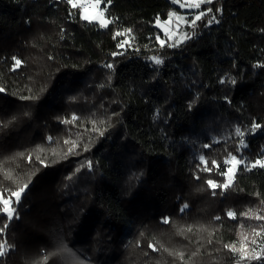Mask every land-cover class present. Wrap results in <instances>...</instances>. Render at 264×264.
I'll return each instance as SVG.
<instances>
[{"label":"trees","instance_id":"trees-1","mask_svg":"<svg viewBox=\"0 0 264 264\" xmlns=\"http://www.w3.org/2000/svg\"><path fill=\"white\" fill-rule=\"evenodd\" d=\"M102 1L106 27L0 0V197L24 189L11 218L0 201V264H264L233 251L264 168L220 187L243 141L263 154L264 0L201 3L173 40L171 0Z\"/></svg>","mask_w":264,"mask_h":264},{"label":"rangeland","instance_id":"rangeland-1","mask_svg":"<svg viewBox=\"0 0 264 264\" xmlns=\"http://www.w3.org/2000/svg\"><path fill=\"white\" fill-rule=\"evenodd\" d=\"M171 1L173 2V0ZM194 2L195 0H178V2L174 4L178 6L179 9L172 10L169 12V13H173V15L168 14V17L165 20L156 19L155 26L161 29V31L164 33V35H166L168 40H173L176 34L181 30V28L185 24L191 23L194 16L201 12L200 7L199 8L190 7V5H192ZM73 3L76 5L75 7L79 9L81 17L82 16L89 17L87 21L98 23L99 26H101V22H103L104 25L106 26L109 24L110 20L106 15V8L108 6V3H105L102 0H99V3H97V0H73ZM181 3H184L185 7H180ZM71 6L73 5L71 4ZM106 26H101V27H106ZM164 42H165L164 39H159V43L163 44ZM151 60L154 63H156L155 61L159 59L151 58ZM17 66L18 65L16 64V60H15L14 68H16ZM254 132L255 131H253V133ZM246 147H247V142L243 141L239 147L238 154L230 155L227 158H225V160L223 161V166L221 167L223 169L222 170L223 172H226L228 168L233 169V172L231 174L227 176L223 175L225 178L224 183L227 181L229 185L233 181L234 175L239 168H243L245 170H251L254 168L261 167L260 163H257V161L264 162V146L262 149L263 154L258 156L255 160H249L246 157V154L244 152V149ZM200 157L201 155L198 156V159L201 161ZM232 157H235V160H233ZM202 163L204 164L205 161H203ZM18 199L12 194H8L6 197H0L1 202L2 200H9L10 211L5 212L9 218H11L14 213L13 204H16ZM255 216H257L256 222L259 223L261 228L259 230L255 229L254 234L251 237L246 236V234L244 233L240 237V239L236 242V245L234 246V248L236 249V254L238 255L237 257L239 262L241 261L244 262L245 260H254L255 262L257 261L259 262L264 260V219L258 218V217H264V211H256ZM253 241H255V243H253ZM241 245H243V249L245 252L244 259H241ZM0 252L3 253L5 252L4 245L2 248H0ZM256 256H259V259L255 258Z\"/></svg>","mask_w":264,"mask_h":264},{"label":"snow or ice","instance_id":"snow-or-ice-1","mask_svg":"<svg viewBox=\"0 0 264 264\" xmlns=\"http://www.w3.org/2000/svg\"><path fill=\"white\" fill-rule=\"evenodd\" d=\"M177 2H178V0H173V3H177ZM204 2L211 3L212 0H195V2H194L192 5H190V7H192V8H199V7H200V4H201V3H204ZM68 3H69V4H72L73 7L76 6V5L73 3V0H68ZM97 3H99V0H97ZM180 7H185V4H184V3H181V4H180ZM207 11H208V12H211V9H208ZM217 11H219V9H217ZM206 14H207L206 12L201 11L199 14L195 15L194 18H193V20H192L193 25L195 24L196 21L201 20ZM169 15H173V13H169ZM82 19L88 20L89 17H88V16H82ZM213 19H214V18H213ZM211 22H212V21L209 20V23H211ZM101 26H106V25H104V23L101 22ZM153 59H155V58H153ZM155 62H156V63H160L161 61L156 60ZM16 64L19 65V64H20V61H19V60H16ZM256 127H260V126H259V125H253V128H256ZM236 133H237L238 135H242L241 130H240L239 128L236 129ZM200 159H201L202 162L204 161V157H203V156H201ZM232 159L235 160V157H232ZM212 163H213V165H216V161H212ZM237 163H238V162H237ZM257 163H260L261 167H264V162L257 161ZM206 170H210V169H206ZM232 172H233V169H232V168H228L226 172H222V175H226V176H227V175L231 174ZM207 183H208V185H209L211 188H213V189H215V188L217 187V185H216V184L214 183V181L211 180V179H209V180L207 181ZM227 186H228L227 181H226L223 185H220V187H225V188H226ZM23 191H24V189L21 188L18 192H13L12 195L15 196V197H17V199H18L20 193L23 192ZM2 203H3V205H4V209H3V210H4L5 212H9V211H10V208H9V200H2ZM185 207H187V205H185ZM227 215H228L229 217H233V216H234V213L231 212V211H229V212L227 213ZM258 218H260V219H264V217H258ZM217 219H219V217H217ZM164 222L167 223L168 221L165 220ZM257 234H259V233H257ZM253 243H255V241H253ZM2 247H3V245H0V248H2ZM150 247H151V245H150ZM225 247H230V246H229V245H225ZM235 250H236V249L233 247V251H235ZM0 255H3V252H0ZM244 258H245V252H244V249H243V245H241V259H244ZM255 258L259 259V256H256Z\"/></svg>","mask_w":264,"mask_h":264}]
</instances>
